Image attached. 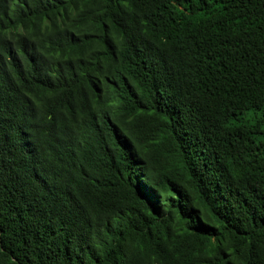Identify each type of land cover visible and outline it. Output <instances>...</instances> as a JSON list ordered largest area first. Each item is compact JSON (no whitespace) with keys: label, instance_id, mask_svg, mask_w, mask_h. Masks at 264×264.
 <instances>
[{"label":"trees","instance_id":"trees-1","mask_svg":"<svg viewBox=\"0 0 264 264\" xmlns=\"http://www.w3.org/2000/svg\"><path fill=\"white\" fill-rule=\"evenodd\" d=\"M0 264H264V0H0Z\"/></svg>","mask_w":264,"mask_h":264}]
</instances>
